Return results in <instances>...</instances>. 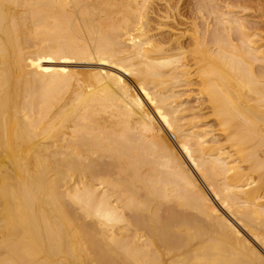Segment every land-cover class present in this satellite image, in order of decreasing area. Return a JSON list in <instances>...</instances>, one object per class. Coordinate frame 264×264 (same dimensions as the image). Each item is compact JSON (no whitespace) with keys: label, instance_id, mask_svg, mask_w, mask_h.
Segmentation results:
<instances>
[{"label":"bare ground","instance_id":"obj_1","mask_svg":"<svg viewBox=\"0 0 264 264\" xmlns=\"http://www.w3.org/2000/svg\"><path fill=\"white\" fill-rule=\"evenodd\" d=\"M219 3L0 0V264H264V34Z\"/></svg>","mask_w":264,"mask_h":264},{"label":"rangeland","instance_id":"obj_2","mask_svg":"<svg viewBox=\"0 0 264 264\" xmlns=\"http://www.w3.org/2000/svg\"><path fill=\"white\" fill-rule=\"evenodd\" d=\"M183 1L190 2L191 0L190 1L189 0H183ZM167 2H169L170 4H174L177 2V0H167ZM217 2L219 3V0H217ZM221 2H224V3L222 4ZM229 2H233L234 4H237V5H235L237 7L232 8L231 9L232 11L230 10L231 11L230 13L235 14V15L243 14L242 18L245 20L246 23H248L247 25L250 26V32H253V33L256 32L257 37H254V38L259 39L260 33H261V35L264 34V11H263V9H260V7H258V3L256 2V0H232V1L231 0H229V1L228 0H224V1L221 0L219 4L225 5ZM164 6L163 5H162V7L158 6V8L159 7L161 8V9L159 8L160 9L159 14H162L161 12H163ZM222 10H224V9H222ZM184 12L185 11H183V10L180 11L181 14H185ZM258 33H259V36H258ZM193 89H195L193 86H191V87L185 86L179 90H180V92H185V95L190 94L191 96L188 99L185 97V95L182 97V99L187 102L188 106L196 107L197 101H195V97L193 96V94H195V92H193ZM195 112H198V111H195ZM203 112H205V111H203ZM199 114H202V112H200ZM204 115L207 116L206 113H204ZM209 120L210 119L206 120V122L210 124Z\"/></svg>","mask_w":264,"mask_h":264}]
</instances>
